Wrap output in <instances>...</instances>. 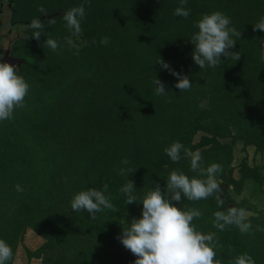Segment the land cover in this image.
I'll return each mask as SVG.
<instances>
[{
    "label": "rangeland",
    "instance_id": "374dc122",
    "mask_svg": "<svg viewBox=\"0 0 264 264\" xmlns=\"http://www.w3.org/2000/svg\"><path fill=\"white\" fill-rule=\"evenodd\" d=\"M80 4L86 15L73 39L87 45L75 55L65 43L71 34L63 14ZM41 5L48 14L37 11ZM179 6L180 0H0V52L10 45L20 58L13 65L29 84L24 107L0 121V239L13 249L9 264H134L117 237L143 205L126 204L119 189L130 179L142 198L157 183L163 189L174 169L198 175L183 151L177 163L165 153L176 141L199 150L203 167L222 166L217 179L225 200L221 207L215 196L182 197L177 206L201 211L193 225L216 234L221 264L243 253L264 264V232L256 230L264 227V143L257 136L264 134V31L253 30L264 0H187V19L174 15ZM215 11L242 32L232 49L241 59L221 56L216 68L201 69L192 59L194 21ZM34 18L46 26L39 41L27 27ZM47 36L59 42L57 51L44 46ZM159 57L189 77V91L175 87L178 78ZM155 77L166 95L155 94ZM122 167L136 170L121 176ZM105 184L118 211L92 219L71 210L74 194L104 191ZM229 206L245 210L254 234L214 227L213 213Z\"/></svg>",
    "mask_w": 264,
    "mask_h": 264
},
{
    "label": "clouds",
    "instance_id": "9594fccd",
    "mask_svg": "<svg viewBox=\"0 0 264 264\" xmlns=\"http://www.w3.org/2000/svg\"><path fill=\"white\" fill-rule=\"evenodd\" d=\"M88 3V0H85ZM187 0H180V6L175 8L174 15L187 19L190 9L184 5ZM38 12L48 14L44 6H38ZM86 10L84 4L75 6L64 12L63 20L69 33L65 37V43L75 55H79L81 47L87 45V41L79 44L73 38H79L82 34L81 22L84 20ZM54 24L55 20H50ZM32 30L31 37L37 41L41 34L45 33L46 26L40 18H34L27 26ZM194 27L198 29L193 33L190 41L194 44L192 59L201 69L206 66L216 68L221 62V56L231 58L234 63L241 59V52L232 51L237 39L242 32L231 26V20L220 11L206 13L194 21ZM264 31V17L253 25V30ZM46 34V33H45ZM108 38L103 37L102 43H107ZM260 59L264 61V39H260ZM95 43V41H93ZM44 46L57 51L60 44L57 40L47 36ZM161 67L176 76L175 87L180 91H189L192 82L187 75H183L172 69L168 62L159 57L157 60ZM233 63V64H234ZM157 96L166 95L165 84L155 77ZM29 93V84L18 74L17 66L0 62V121L11 120L17 108L25 105V97ZM173 163L181 160V151L189 159L190 171L198 175L189 177L183 171L172 170L166 178L163 189L157 183L154 189L149 190L142 198L135 194L134 181L128 179L119 191L126 196V204L142 203L141 216L133 218L127 227H122L117 239L134 256V264H221L216 259L218 240L215 233L204 234L196 229L193 220L202 216L200 210L188 208L182 210L177 205L183 198L189 201L206 200L215 196L219 206H225L222 198L223 189L218 181V174L222 173V166L212 163L203 167V156L199 150L192 151L181 142L176 141L164 149ZM130 162L127 158L122 160L123 165ZM136 170L131 167H122L121 176H129ZM17 191H22L20 185H16ZM104 191L90 188L74 194L70 204L74 212L86 211L92 219L105 209L118 211L110 202V197L105 195L108 185L103 186ZM139 200V202H138ZM213 225L219 231H224L228 226L235 225L242 234H254L252 224L248 220L244 209L236 206L227 207L226 211L213 213ZM257 231L264 232V227L257 226ZM13 260V249L3 239H0V264H9ZM231 264H255V260L248 253H243L231 262Z\"/></svg>",
    "mask_w": 264,
    "mask_h": 264
},
{
    "label": "water",
    "instance_id": "95a60500",
    "mask_svg": "<svg viewBox=\"0 0 264 264\" xmlns=\"http://www.w3.org/2000/svg\"><path fill=\"white\" fill-rule=\"evenodd\" d=\"M0 62H7L10 64H18L20 62V58H16V57L11 56L10 45H8L6 48L1 49Z\"/></svg>",
    "mask_w": 264,
    "mask_h": 264
},
{
    "label": "trees",
    "instance_id": "16d2710c",
    "mask_svg": "<svg viewBox=\"0 0 264 264\" xmlns=\"http://www.w3.org/2000/svg\"><path fill=\"white\" fill-rule=\"evenodd\" d=\"M258 136V139L264 143V134H260V135H257Z\"/></svg>",
    "mask_w": 264,
    "mask_h": 264
}]
</instances>
